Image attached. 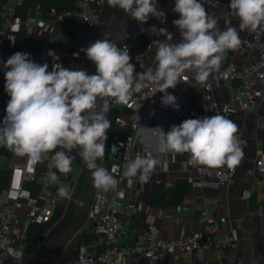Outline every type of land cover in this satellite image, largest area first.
Here are the masks:
<instances>
[{
	"label": "clouds",
	"instance_id": "1",
	"mask_svg": "<svg viewBox=\"0 0 264 264\" xmlns=\"http://www.w3.org/2000/svg\"><path fill=\"white\" fill-rule=\"evenodd\" d=\"M112 8L122 9L132 19L144 24L149 16L163 23L165 13L157 9L156 0H107ZM231 13L239 20V27L217 28L200 0H175L173 12L179 18L173 24L182 39L173 43V35L165 28L151 31L165 36L154 40L156 48L155 71L136 73L127 46L118 48L114 41L98 39L86 49L88 60L94 63L96 73L75 70L54 63L49 71L47 63L39 64L30 54L16 52L4 63V90L10 97L6 115L0 122V145L19 156H28L34 163L42 162L49 153L47 180L57 181V172L68 174L73 170L77 155L92 170L93 185L107 192L116 189L119 181L97 163L105 154V143L111 122L107 118L110 103L126 104L137 79L151 86L153 95L164 93L162 104L179 110L175 96L168 94L187 71H195V82L205 84L214 73L227 79L232 72H221L222 62L229 51L241 45L240 32H264V0H230ZM54 60L59 57L49 51ZM79 55L78 52L73 53ZM98 101L102 104L98 105ZM238 125L225 115L186 119L171 126L165 134L161 130L159 151L188 154L189 166L208 169H234L245 156L243 141L238 136ZM57 149H62L57 151ZM113 152L117 150L112 147ZM160 161L151 155L137 154L131 160L123 177L132 183L137 177L148 183ZM55 169L56 171H52ZM58 195L69 198V189L60 184Z\"/></svg>",
	"mask_w": 264,
	"mask_h": 264
},
{
	"label": "crops",
	"instance_id": "2",
	"mask_svg": "<svg viewBox=\"0 0 264 264\" xmlns=\"http://www.w3.org/2000/svg\"><path fill=\"white\" fill-rule=\"evenodd\" d=\"M36 4L33 0H27L20 8L23 17L32 15L38 20L41 14L35 7ZM156 5L158 10L165 13V16L179 15L172 10L175 0H156ZM229 5L230 0H220L218 7L206 10L216 19L217 28L221 31L231 26L239 27V20L232 15ZM156 19L149 16L147 22L141 24L122 9L112 8L107 5V0H103L100 21L91 35L81 32L72 33L68 26L67 31L65 26L68 23L60 25L52 18L47 19L49 27L44 31L38 24H35L34 34L42 36L44 43L59 39L65 49L62 57L63 63L70 66L78 65L92 75L96 73V67L87 59L86 54L79 61H74L70 56V51L76 42L80 41L90 46L96 40L104 39L106 33L108 39L114 41L118 48H121L122 43L132 41L134 42L130 54V62H132L150 40V26L156 23ZM255 33H261L264 36V32L239 33L241 45L237 50L227 53L222 62L221 72L229 64L242 65L253 59L252 50L242 49V40ZM151 68V63L144 69L135 66V72L141 73ZM0 78L4 82L2 70H0ZM209 79L214 81L217 88L220 114L235 122L240 129L238 136L243 141L245 156L238 166L240 169H247L255 165L256 159H264V87L258 90L257 105L252 109L242 110L231 99L236 89L235 81H226L218 73H214ZM139 83L140 80L137 79L134 87H138ZM167 91L180 94L179 81L175 88H169ZM189 97L185 113L175 114L154 106H148L139 113L140 127L136 131L137 138L152 149L151 156L158 159L160 163L148 183L141 182L139 174L132 178L131 184L126 178L124 201L122 202H132L140 205L141 208L137 213L132 214L121 204L118 211V217L124 224L118 239L119 264H220L221 262L264 264V173H258L255 177L235 175L224 185L211 180H206L202 184L191 183L189 191L178 203L169 202L157 205L150 201L151 192L155 191L160 183L165 187H170L182 178L190 182L203 178L195 167L187 164V153H161L159 151L161 130L166 134L171 126L179 125L186 119H195L194 109H202L203 101L196 84ZM9 99L8 95L0 97L2 119L6 115L5 109ZM99 104H102V101H98ZM113 110L110 106L107 114L110 122ZM112 123L107 133L104 157L97 161L101 166L108 163L111 158L108 147L113 135L124 130L117 127L115 121ZM71 155L76 156L72 172L68 174L57 172L58 179L54 182L56 185L67 186L70 197L64 198L57 207L38 243L34 245L28 242L29 246L24 256L19 260H9L8 264H75L77 251L82 248V245L102 233L101 223L90 216V209L97 191L93 185L92 170L87 169L76 151ZM13 162V158H8L0 164V182L2 172L7 174V181L8 170ZM260 208L263 209L262 214ZM28 209V206L24 204L15 208V212L18 215H25ZM204 211L207 214H204ZM208 217L213 218L217 227L210 228ZM150 226L166 238L180 237L196 231L207 233L212 229L217 240L228 236L235 237L236 246L221 250L212 247L207 250L177 253L164 251L161 255L150 258L129 253L128 250L132 247L137 232L143 227Z\"/></svg>",
	"mask_w": 264,
	"mask_h": 264
},
{
	"label": "built area",
	"instance_id": "3",
	"mask_svg": "<svg viewBox=\"0 0 264 264\" xmlns=\"http://www.w3.org/2000/svg\"><path fill=\"white\" fill-rule=\"evenodd\" d=\"M26 2L27 0H5L0 2V70L3 72V65L6 62L5 58L7 59L15 50L18 33L34 34L35 24H38L44 31V29L49 27L47 19L52 18L60 25L68 23L72 33L81 32L91 35L100 21L101 6L103 4V0H74L75 6L70 9L56 6L51 7L44 14L41 5L37 3L35 7L41 14V17L37 20L35 16L26 15L23 17L20 13V8ZM200 2L207 10L218 7L220 0H200ZM165 17L166 19L163 23L156 19V23L151 24L150 40L131 62L140 69H144L146 65L151 63V70L155 71L157 62L155 60L156 50L154 51V46H152L153 41H164L166 39L165 36L154 34L151 31L153 27L157 30L160 28L167 29L173 35V43H178L182 39L179 29L173 24V21L178 19L179 15ZM133 45L134 42L126 41L122 43L121 48L127 46L129 54H131ZM87 47L85 43L76 42L74 48L70 51L71 58L74 61L84 58L86 53L81 51V49H86ZM242 49L252 50L254 52L253 59L242 65L229 64L226 68H231L232 72L224 80L236 82V89L231 99L240 109L249 110L257 105L258 90L264 87V36L261 33H255L245 37L242 40ZM49 51H53L59 57V60H54L52 56L48 55ZM76 52L79 53L78 57L73 55ZM64 54V45L59 39L43 43L40 51L41 58L49 65V71L52 70L54 63H59L63 67L72 70L80 68L78 65L70 66L64 64L62 61ZM195 74V71H187L183 74L179 81L180 94L167 91L168 94L176 97L179 110L172 106L163 105L162 96L164 93L157 92L153 95L151 86H145L144 81H140L139 86L133 88L126 104L116 103L114 99L111 101V108L117 110V114L114 117L115 125L124 130L113 135L108 147L111 158L108 163L102 166L119 183L116 189H110L107 192L97 189L90 209V216L101 223L102 233L82 245V248L77 251L75 264H119L118 239L121 236L124 224L118 217V211L121 204L132 214L137 213L141 208L140 205H135L132 202H122L124 201V185L126 181V178L123 177V171L137 154L143 156L152 154V149L140 142L136 135V131L140 127L139 113L148 106H154L160 110L170 111L175 114L185 113L190 100L189 96L196 84L202 97L203 107L202 109H194V117L204 118L211 117L217 113L220 114L216 93L217 88L214 81L209 79L205 84L196 83ZM4 84L5 80L4 82L0 80V97L7 95L4 90ZM113 146L117 148L115 152L112 150ZM60 150L62 149H57V151ZM53 154L49 153L42 162L34 163L28 156H19L14 152L10 156L0 153V164L8 158L14 159L12 167L8 170L6 185H0V264H8V261L12 259H21L29 246L27 237L31 224L50 222L57 207L64 200L58 195L59 185L47 180L48 165ZM195 168L203 178L191 180L192 184H202L206 180H211L219 185H224L235 175L255 177L258 173H264V159H256L255 165L247 169H240L239 166L234 169H228L227 167L208 169L203 166ZM52 171L56 170L52 169ZM28 185H31V187ZM32 185L34 186L32 187ZM24 204L29 208L26 214H16L15 208ZM260 213H263L262 208H260ZM204 214H207V212L204 211ZM208 221L210 228L217 227L212 217H208ZM212 229L207 233L196 231L180 237L166 238L159 234L153 226L143 227L137 232L134 243L128 252L150 258L159 256L164 251L177 253L207 250L212 247L221 250L226 247L236 246L235 237L228 236L217 240ZM220 264L227 263L221 262Z\"/></svg>",
	"mask_w": 264,
	"mask_h": 264
},
{
	"label": "trees",
	"instance_id": "4",
	"mask_svg": "<svg viewBox=\"0 0 264 264\" xmlns=\"http://www.w3.org/2000/svg\"><path fill=\"white\" fill-rule=\"evenodd\" d=\"M36 3H39L41 5L42 11L44 14H46L51 7H61L64 9H70L75 6L74 0H33ZM70 25H66L65 28L68 31V27ZM43 37L38 36L36 34H26V33H18L17 34V41H16V47L15 50L12 54H10L7 59L13 55L16 52H23V53H28L30 54V59L33 60L36 63L39 64H44L46 63L45 60H43L40 56V51L41 48L43 47ZM6 59V61H7ZM4 69V73H5ZM5 79V76H4ZM117 114V110L114 109L111 112V124L114 122V117ZM2 115H0V122H2ZM0 153H5L8 156H10L13 151L9 150L7 147L1 145L0 146ZM6 177L7 174L2 172L1 174V186L6 185ZM31 187V185H28ZM34 185H32L33 187ZM191 187V182L188 179L182 178L179 179L175 185L170 186V187H165L163 184H159L157 189L155 191L151 192L150 194V201L153 204L157 205H162V204H167L169 202H174L178 203L183 196L186 194V192L189 191ZM51 222V221H50ZM50 222H46L44 224H31L28 237H27V242L36 245L38 241L41 238V235L44 231V229L47 227V225Z\"/></svg>",
	"mask_w": 264,
	"mask_h": 264
}]
</instances>
